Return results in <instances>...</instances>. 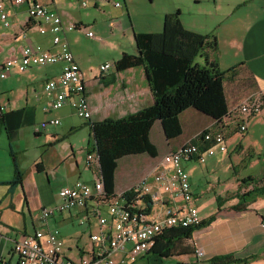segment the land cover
I'll return each instance as SVG.
<instances>
[{
    "label": "crops",
    "instance_id": "1",
    "mask_svg": "<svg viewBox=\"0 0 264 264\" xmlns=\"http://www.w3.org/2000/svg\"><path fill=\"white\" fill-rule=\"evenodd\" d=\"M38 1L57 13L64 27L78 25L60 34L86 73L87 97L93 110L91 121H85L70 105L59 109L50 106L44 83L60 76L63 61L30 66L24 72L12 68L5 79H0V257L12 264H17L12 252L15 242L42 227L60 230L71 257L91 251L90 235L100 229L91 212L93 201L86 209L73 208L47 222L41 210L58 201L59 189L78 181L94 185L99 178L97 166L87 163L92 149L91 123L126 117L154 103L144 67L117 70L114 64L124 52L138 54L135 33L162 31L157 19L154 26L132 20V5L137 0H87L86 6L81 0ZM116 2L120 6H115ZM196 4L199 8L193 18L183 15L176 0L166 4L161 16L180 10L186 28L216 37L218 49L208 53L210 59L216 60L223 72L236 67L224 82L229 114L216 124L217 120L203 112L187 109L180 115L182 134L173 140L165 136L162 123L155 122L150 136L158 156L120 158L114 194H124L144 179L151 182L165 154L215 124V130L225 134L228 150L216 149L204 163L197 157L183 161L201 218L214 215L215 220L197 229L185 243L192 253L155 255L156 261L163 264L166 258L170 264H220L211 259L231 255L257 256L248 264H264V196L246 209H232L239 203L238 194L253 187L246 184V177L264 178V112L249 118L247 129L241 132L237 110L254 91L264 92V0H196ZM5 10L10 25L5 26L0 18V63L19 57L26 46L59 52L51 32L39 31L40 24L50 25L29 16V2L20 6L7 3ZM81 26L89 27L95 37H88ZM78 33L84 36L80 38ZM199 61L204 62V58ZM106 62L114 64L103 72L100 65ZM54 119L60 123L50 124ZM44 122L47 125L40 127ZM16 168L21 180L14 183L18 181ZM102 212L107 213L106 206H102ZM77 222L85 226L81 232L74 228ZM197 250L204 254L199 256Z\"/></svg>",
    "mask_w": 264,
    "mask_h": 264
},
{
    "label": "built area",
    "instance_id": "2",
    "mask_svg": "<svg viewBox=\"0 0 264 264\" xmlns=\"http://www.w3.org/2000/svg\"><path fill=\"white\" fill-rule=\"evenodd\" d=\"M29 2V16L40 20L50 27L40 24V32L48 30L53 35V42L58 45L59 52L51 53L40 47L26 46L19 57H12L0 63V79H5L12 68L19 72L26 71L30 66H43L63 61L62 71L58 78L46 80L44 95L49 100L52 109L70 105L79 118L85 121L92 119V107L87 97L86 73L79 66L70 46L60 34L63 30H75L78 25L69 24L64 27L59 15L51 11L38 0H0V18L5 26H9L5 4L20 6ZM87 5V0H81ZM115 6H120L119 2ZM88 37H95L87 26H81ZM114 63L106 62L100 65L101 71H107ZM240 131L247 129L248 119L264 112V92L250 94L238 107ZM54 119L50 124H59ZM46 122L40 127H45ZM204 140L212 142L207 149L202 150L197 144L184 143L175 151L164 155L157 166L151 182L144 179L134 187L137 195L127 201L124 194H114L110 197L105 192L103 181L98 178L94 185L78 181L74 186H67L58 191V201L42 208L43 221L56 215L64 214L71 209H86L90 201L95 204L91 212L98 219L100 229L90 235L91 251L74 258L67 254V247L58 228H40L34 234L25 235L17 240L12 249L17 264H132L140 257L149 253L164 229L174 226H192L201 223L202 218L198 206L193 201L195 196L191 189L189 172L183 161L197 157L204 163L207 157L214 155L216 149L221 152L228 150V141L221 132H209ZM97 156L88 153L87 163L92 167L97 165ZM146 199H143V198ZM150 199L158 210L145 212V200ZM169 200L167 203L166 200ZM106 206L107 213L102 212ZM202 256L203 251L197 250ZM0 264H12L11 260L0 257Z\"/></svg>",
    "mask_w": 264,
    "mask_h": 264
},
{
    "label": "trees",
    "instance_id": "3",
    "mask_svg": "<svg viewBox=\"0 0 264 264\" xmlns=\"http://www.w3.org/2000/svg\"><path fill=\"white\" fill-rule=\"evenodd\" d=\"M181 19V11L177 10L165 16L161 32L135 33L138 54L124 52L114 64L117 70L144 67L154 93V103L126 117L107 118L91 123L90 152L97 156L98 175L110 197L114 195L115 173L120 158L137 154L158 156L150 136L155 122L160 121L167 139L173 140L182 134L180 115L187 109L203 112L217 120L216 124L229 114L224 82L229 80L227 74L236 67L221 71L218 62L211 60L208 54L218 49L216 37L186 28ZM197 58H204V62ZM256 92L259 90L254 91ZM211 131L216 132L215 124L202 129L191 143L197 144L202 150L207 149L212 142L205 141L204 137ZM16 169L18 181L14 183L21 180L20 170ZM244 181L253 187L238 194L239 203L233 210L246 209L264 196V178L246 177ZM136 195L135 188L124 193L127 201L134 199ZM145 203L144 211L150 212L152 200L147 199ZM214 220L215 216L212 215L196 225L164 229L155 238L149 253L160 257L192 253V248L185 243L193 238L197 229L208 226ZM256 258L257 256L235 258L231 255H219L211 260L220 264H248Z\"/></svg>",
    "mask_w": 264,
    "mask_h": 264
},
{
    "label": "rangeland",
    "instance_id": "4",
    "mask_svg": "<svg viewBox=\"0 0 264 264\" xmlns=\"http://www.w3.org/2000/svg\"><path fill=\"white\" fill-rule=\"evenodd\" d=\"M179 2L181 6V11L185 17L193 18V16H196L197 10L199 8V5L196 4V0H176ZM169 2H173V0H137L132 5V20L135 21L138 25H152L154 26L156 24V19L159 20L157 25L159 24L160 30H163V21L164 18L161 16L163 8L168 4ZM95 32L97 30L93 28ZM80 38L84 36L83 34L78 33ZM118 39V38H116ZM125 41V40H124ZM86 42V41H85ZM84 52H87L86 50ZM199 60V58H197ZM85 226L82 224H79L78 222L75 223V230L80 231L81 229H85ZM81 232V231H80ZM85 234L84 236H86ZM157 257L153 255L152 253L147 254L143 259L138 260L136 263L132 264H158L159 261H156ZM171 262L168 261V259H163V264H170Z\"/></svg>",
    "mask_w": 264,
    "mask_h": 264
}]
</instances>
